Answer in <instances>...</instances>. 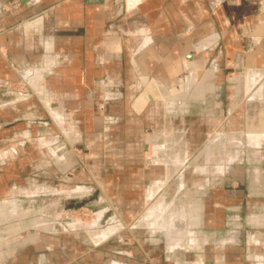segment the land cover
I'll return each mask as SVG.
<instances>
[{
  "label": "crops",
  "instance_id": "crops-1",
  "mask_svg": "<svg viewBox=\"0 0 264 264\" xmlns=\"http://www.w3.org/2000/svg\"><path fill=\"white\" fill-rule=\"evenodd\" d=\"M18 1L3 8L11 0H0V78L26 83L24 90L0 87V264L12 256L8 264H19L24 251L15 235L6 239L5 218L20 221L16 194L24 190L18 181L6 191V160L19 147H3L7 129L21 133L38 108L59 124L67 109L81 112L90 103L102 110L125 76L126 107L137 116L127 123L142 130L166 123L171 112L183 120L185 107L198 101L206 108L197 123L222 130L207 135L200 155L210 159V142L221 141L225 159L213 166L221 182H187L178 169L179 193L170 198L160 191L165 180L148 184L141 220L158 235L151 246L157 263L264 264V165H231L246 154L264 160V0ZM218 92L221 99L213 101ZM67 135L77 138L70 129ZM164 135L140 132L154 156L165 151ZM182 189L190 196L180 195ZM6 193L13 197L5 200Z\"/></svg>",
  "mask_w": 264,
  "mask_h": 264
},
{
  "label": "rangeland",
  "instance_id": "rangeland-1",
  "mask_svg": "<svg viewBox=\"0 0 264 264\" xmlns=\"http://www.w3.org/2000/svg\"><path fill=\"white\" fill-rule=\"evenodd\" d=\"M18 4V0H11L3 8ZM20 80L10 85L0 78V87L10 85L24 90L26 83ZM122 80L125 82L126 76ZM124 82H119L117 91L109 94L112 98L106 100L108 103L102 110L90 103L81 112L67 109L65 120L59 124L46 110L38 108L35 122L22 125L21 133L14 136L18 131L7 129L3 147H19L15 156L6 160V191L18 181L24 188L16 194L20 221H14L12 215H7L4 221L6 239L16 236L19 249L26 251L21 253L19 264H158L157 250L151 247L156 248L153 238L158 235L149 234L141 220L148 204V184L155 179L165 180L167 185L160 191L170 198L179 193L178 169L183 170L187 182L222 181L221 172L213 169L225 159L221 158V141L210 142L213 153L210 159L200 156L208 142L207 135L222 131L217 124L209 128L204 120L197 123L196 116L205 113L204 104L198 101L188 104L183 120L180 116L173 117L171 112L166 123H150L140 130L139 124L126 121L137 116L130 115L126 107L128 90ZM212 98L220 100L221 93H214ZM90 100L95 104L93 97ZM218 112L220 107H214V113ZM69 129L77 138H69ZM141 131L165 134V151L160 152L161 156H154L150 148H144L152 143L141 140ZM50 147L55 153L51 154ZM176 152L180 155L174 157ZM158 158L165 160L167 173ZM231 161L233 167L264 165V160L247 154ZM200 166H208L209 172ZM78 186L84 188L77 190ZM29 189L35 192L29 194ZM189 193L182 189L180 195L189 197ZM156 194L154 191L152 196ZM192 196L196 197L195 193ZM10 197L13 196L6 193L3 198ZM5 207L8 214L11 204L6 203ZM106 227L111 230L105 235L93 234L105 231ZM12 257L5 264L12 262Z\"/></svg>",
  "mask_w": 264,
  "mask_h": 264
},
{
  "label": "bare ground",
  "instance_id": "bare-ground-1",
  "mask_svg": "<svg viewBox=\"0 0 264 264\" xmlns=\"http://www.w3.org/2000/svg\"><path fill=\"white\" fill-rule=\"evenodd\" d=\"M80 188H82V187H79L78 189H77V188H76V189L79 190ZM95 220H96V219H95ZM95 222H96V221H95ZM109 227H110V226H109ZM90 228H91V227H90ZM106 228H108V227H106ZM106 228H105V229H106ZM103 230H104V229H103ZM103 230H102L100 233H98V235H104V234H106L108 231H110L111 229L108 228V229H106L105 231H103ZM95 234H97V233H95Z\"/></svg>",
  "mask_w": 264,
  "mask_h": 264
}]
</instances>
